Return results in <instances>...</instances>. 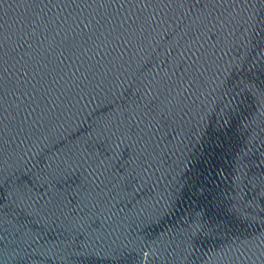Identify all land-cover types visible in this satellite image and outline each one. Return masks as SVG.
Listing matches in <instances>:
<instances>
[{
    "label": "water",
    "instance_id": "water-1",
    "mask_svg": "<svg viewBox=\"0 0 264 264\" xmlns=\"http://www.w3.org/2000/svg\"><path fill=\"white\" fill-rule=\"evenodd\" d=\"M0 264H264V0H0Z\"/></svg>",
    "mask_w": 264,
    "mask_h": 264
}]
</instances>
